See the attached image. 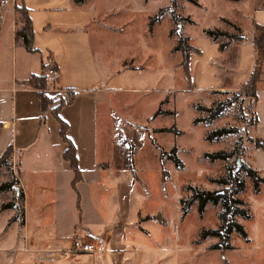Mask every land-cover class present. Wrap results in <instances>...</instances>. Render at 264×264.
Masks as SVG:
<instances>
[{"label":"rangeland","instance_id":"1","mask_svg":"<svg viewBox=\"0 0 264 264\" xmlns=\"http://www.w3.org/2000/svg\"><path fill=\"white\" fill-rule=\"evenodd\" d=\"M245 1L87 2L89 9L95 13L96 22L107 29L96 34L94 41L108 50L111 68L114 71L122 69V61L127 56L136 58L140 69L132 73L131 68L124 66V83L151 89L113 95V107L120 123L113 133L121 134V140L127 141L120 143L117 139V145L109 144V155L102 161L112 158L113 165L120 166L129 159L133 182L128 185L110 184L109 179L104 177L101 187L94 192L90 190L91 194L87 186L79 185V182L75 186L70 184L69 188L73 200L72 216L76 218L81 209L88 210L91 220L99 222L92 207L100 208L105 204L106 211L100 210V217L108 221L111 216L119 223L115 233H111L114 239L110 244L114 250L113 264H264V183L256 192L252 179L242 173L244 188L238 197L247 202L250 216L238 217L237 221L243 226L246 237L233 230L229 240L231 247L223 252L214 248L218 237H201L203 231L220 225V204H208L202 215L197 211L196 202L187 213L183 214L181 210L191 194L188 186L202 190L221 189L223 186L212 180L226 176L229 169L242 162L264 177V152L256 148L252 141L253 137L260 135L252 124V99H242L239 95L241 90L214 95L207 91H193L191 87L194 85L189 83L190 74L183 64L184 57L181 51L175 49L181 35L187 37V43L193 46L195 42L201 44L199 40L213 42L206 34L207 30L243 33L248 25L245 26L244 18L241 19L244 15L240 4ZM258 32L255 30L254 34ZM216 39L220 42L226 37L218 35ZM218 42L213 43L218 47ZM203 49L206 56L207 50ZM190 53L198 59L204 55L202 50ZM209 64L217 66L220 59L211 57ZM221 100L230 101L231 105L211 123L193 122L195 118L207 115L198 108L199 105L210 107ZM46 116L56 123L54 117ZM221 127L232 128L236 132L223 135L218 140H207L210 131ZM173 146H176V155L183 161L182 169L167 158ZM237 147L242 153L239 164L235 157L211 160L205 156L206 153L231 151ZM26 160L34 161L30 153L25 154L21 166ZM8 164L0 165V185L10 180H18L19 185L17 183L9 190L0 189V245H5L8 236L22 241L25 220L38 223L37 215H40L41 221L44 218L57 221L63 215L58 203L51 204V210L38 213L35 207L45 195L40 178L32 177L31 171H21V182L17 166L12 163L10 168V159ZM26 165L28 168L37 166ZM19 188L25 193L22 199L16 198ZM15 199L19 204L16 209L12 208ZM138 213L144 219L139 226ZM165 219L169 220L170 226L166 232L172 237L169 235V243L162 247L160 238L163 229L160 224L165 223ZM129 220H133L134 224H130ZM12 244L7 253L18 254L16 246L19 244ZM117 248L119 252L116 255ZM0 264H8L1 253ZM24 264L34 263L28 259Z\"/></svg>","mask_w":264,"mask_h":264},{"label":"crops","instance_id":"2","mask_svg":"<svg viewBox=\"0 0 264 264\" xmlns=\"http://www.w3.org/2000/svg\"><path fill=\"white\" fill-rule=\"evenodd\" d=\"M88 1L0 0V156L10 145V168L12 163L17 166L21 182V171H31L32 177L40 178L45 195L35 207L38 213L51 210L50 205L56 203L63 213L57 221L45 218L41 221L40 215H37L38 223L25 220L24 239L8 236L5 245H0V253L8 264H24L28 259L34 264H113L114 250L110 244L119 223L111 216L109 222L100 217L99 211H106L105 204L100 208L92 207L99 222L91 220L88 210L81 209L76 218L71 214L73 200L69 188L75 173L63 156L68 143L60 131L61 121L66 124L65 135L74 147L79 185H86L89 194L90 190L94 192L101 187L104 177L110 184L128 185L133 182L129 159L120 166H114L112 158L102 161L109 155V144L117 145V139L120 143L127 141L121 140V134L113 133L120 125L113 95L151 89L124 83L122 72L126 66L132 73L140 69L136 58L127 56L121 64L125 68L116 71L111 68L108 50L94 41L96 34L107 29L96 22ZM16 6L28 11L33 51H28L22 41L15 38V31L22 24ZM240 6L244 15L241 19L248 25L240 34L242 39L232 40L223 51L210 40H199L201 44L194 40L196 45L193 46L203 53L205 48L207 52L199 59L191 53L188 55L187 71L193 91H207L211 95L238 91L253 71L254 31L257 25L264 26V0H246ZM211 57L219 58L220 64L210 65ZM48 65L56 69V80L48 81L45 74L44 90L29 85L30 77L41 74ZM40 93L63 102L43 110ZM251 99L253 126L260 134L253 139H264V62L256 96ZM56 105L58 107L52 110ZM46 115L54 117L56 123ZM28 153L34 161L26 160L21 166L23 156ZM27 163L37 166L28 168ZM137 216L139 226L144 219L140 213ZM129 223L134 224V221L129 220ZM160 225L163 229L160 243L166 247L171 236L166 232L170 228L169 220L165 219ZM75 233L87 236L86 240L96 250L93 253L73 251L71 242ZM12 243L19 244L16 246L18 254L7 253ZM115 252L117 255L119 249Z\"/></svg>","mask_w":264,"mask_h":264},{"label":"trees","instance_id":"3","mask_svg":"<svg viewBox=\"0 0 264 264\" xmlns=\"http://www.w3.org/2000/svg\"><path fill=\"white\" fill-rule=\"evenodd\" d=\"M78 2H82L84 0H77ZM16 11L20 15L21 25L15 31V38L22 41L24 47L28 51H33V31L31 26V21L28 16V11L23 6H16ZM256 31H259L260 34H255L253 38V43L256 49V61L253 71L251 72L248 80L241 86L240 90L242 95V99L245 97L254 98L256 96V84L260 80L261 75V67L264 62V26L257 25L255 27ZM206 34L211 38L213 42H218L216 36L220 35V37H226L225 41L218 42V49L223 51L225 47L232 41L242 39V35L231 34L226 31H213L207 30ZM187 37L180 36L177 44L175 45V49L181 51L184 57V65L187 67L188 63V54L191 51L198 52L199 50L195 46H190L187 43ZM53 66H44V71L39 75H32L28 80V84L38 88L40 90H44L46 88L45 74L47 69ZM54 68V67H53ZM40 100L42 104V109L45 110L49 105H54L56 102H63L62 99H55L52 97H48L43 93H40ZM231 105L230 101L221 100L218 101L215 105L207 107L199 105L198 108L207 113L206 116L197 117L193 120L194 123L203 122L206 124L211 123L215 118H217L227 107ZM58 106L52 108L55 109ZM255 122L253 117L252 124ZM66 124L61 121V134L63 138L67 141L68 145L63 152L64 159L69 161L72 170L75 175L72 180V185L75 186V183L79 181V169L75 163L74 156V147L71 142L68 141L67 136L65 135ZM236 130L232 128H217L215 130L210 131L207 134V140L213 141L220 139L221 136L235 133ZM254 141L255 146L261 148L264 151V139L255 138ZM12 148L9 145L6 147L2 155L0 156V165L4 164L9 166L8 159H10ZM163 153V152H162ZM242 153L237 148H234L231 151H217L213 153H206L205 156L210 158L211 160L222 159L226 160L231 157H235L238 159ZM167 158L170 159L177 168H183L182 160L176 155V148L173 147L171 149V153L167 154ZM5 161V162H4ZM243 175L249 176L253 181V188L256 192L259 191L260 185L264 183V178L261 177L257 170L253 169L248 164L242 162L238 166H235L228 170L226 176L213 179L212 181L217 182L221 186V189L216 190H202L198 187L188 186L187 189L191 191L190 196L183 203L181 210L182 213H187L189 207L196 202L197 203V211L200 215L203 214L205 207L207 204L217 205L220 204V212L218 214V218L220 220V225L215 229H209L202 232V238L207 236H216L219 241L214 245V248L219 249L221 252L231 247L229 244L230 234L233 230L238 231L243 237H246V232L243 226L237 221L238 217L249 218V208L247 202L238 197V194L244 188V180L242 179ZM18 180L13 182L12 180L4 182L0 185L1 190H9L13 185L17 184ZM24 192L19 191V197L22 199L24 196Z\"/></svg>","mask_w":264,"mask_h":264},{"label":"built area","instance_id":"4","mask_svg":"<svg viewBox=\"0 0 264 264\" xmlns=\"http://www.w3.org/2000/svg\"><path fill=\"white\" fill-rule=\"evenodd\" d=\"M46 77L48 79V81L50 82H54L57 78V71L55 68L53 67H49L47 69L46 72ZM69 96V93L66 92V96ZM18 185H19V181H18ZM12 188H14V185L12 186ZM21 188L17 189V193H16V198H20L19 197V191ZM16 199L14 200L13 204H12V208L16 209L18 208V205L16 202ZM17 218H19V214H17ZM72 245H71V249L75 252H89V253H93L96 249L95 247L86 240L85 236L83 234L80 233H75L73 235L72 238Z\"/></svg>","mask_w":264,"mask_h":264},{"label":"water","instance_id":"5","mask_svg":"<svg viewBox=\"0 0 264 264\" xmlns=\"http://www.w3.org/2000/svg\"><path fill=\"white\" fill-rule=\"evenodd\" d=\"M237 164H239V158L237 159Z\"/></svg>","mask_w":264,"mask_h":264}]
</instances>
